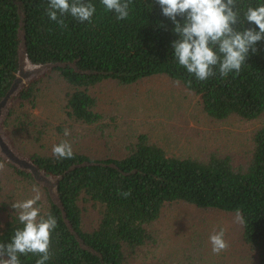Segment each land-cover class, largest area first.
I'll use <instances>...</instances> for the list:
<instances>
[{
	"label": "trees",
	"instance_id": "1",
	"mask_svg": "<svg viewBox=\"0 0 264 264\" xmlns=\"http://www.w3.org/2000/svg\"><path fill=\"white\" fill-rule=\"evenodd\" d=\"M86 2L97 8L92 22L80 23L66 15L61 27L46 15L48 0H0V99L19 68L21 10L27 60L33 65H72L53 68L51 73L70 89L64 110L75 124L101 128L103 116L96 111V100L89 92L99 83L112 80L132 85L152 76L179 81L198 97L202 112L214 120L235 116L252 121L264 115V41L255 45V54L249 51L238 75L233 72L222 78L217 70L215 76L198 81L174 58V26L162 15L156 0H131L129 17L122 21L106 11L100 0ZM261 4L264 0H236L241 19L248 7ZM43 77L27 83L13 100L20 107L33 106ZM16 120L12 107L3 123L9 136L23 128L22 123L15 126ZM252 141L245 167L216 155L206 160L169 156L145 135L129 144L122 158L98 160L76 152L71 159H58L52 153L28 156L45 174L61 176L56 186L60 206L28 173L1 159L0 163L40 188L43 198L37 207L41 214L50 213L57 220L47 264H125L124 250H134L149 240L147 227L167 203L234 214L240 209L245 221L242 241L256 253L258 264H264V127L255 132ZM129 190L127 198L118 195ZM89 205L99 220L94 230L85 231L82 206ZM5 207L0 205V243L7 244L23 226L17 213ZM3 211L8 214L1 221ZM36 259L33 254L20 256L21 264H35Z\"/></svg>",
	"mask_w": 264,
	"mask_h": 264
},
{
	"label": "rangeland",
	"instance_id": "2",
	"mask_svg": "<svg viewBox=\"0 0 264 264\" xmlns=\"http://www.w3.org/2000/svg\"><path fill=\"white\" fill-rule=\"evenodd\" d=\"M52 69L29 81L44 76L33 106L20 107L12 99L8 108V112L12 107L16 112L15 126L22 123L23 128H16L19 131L13 136H9L4 125L1 130L6 143L20 157L48 156L53 145L66 140L73 152L91 159L122 158L126 147L135 143L139 135H145L169 156L206 160L216 155L228 157L236 167H245L252 153V138L264 127V115L252 121L235 116L221 121L209 118L202 112L196 95L166 76L144 78L132 85L106 80L91 88L89 92L96 100V111L103 116V124L101 128L85 127L65 115L70 89L51 73ZM65 129L70 132L67 137ZM0 159L6 162L1 156ZM33 187L36 186L4 166L0 170V205L15 212L11 205L31 198ZM82 208L83 230L92 231L99 216L90 205ZM7 211H3L1 221ZM234 215L167 203L159 218L147 227L149 240L134 250H124L125 264H258L256 253L242 241V225L234 222ZM220 229L224 230L229 247L214 254L209 236Z\"/></svg>",
	"mask_w": 264,
	"mask_h": 264
},
{
	"label": "clouds",
	"instance_id": "3",
	"mask_svg": "<svg viewBox=\"0 0 264 264\" xmlns=\"http://www.w3.org/2000/svg\"><path fill=\"white\" fill-rule=\"evenodd\" d=\"M130 3L131 0H100L103 8L120 21L129 17ZM156 3L174 26L177 37L172 44L174 58L198 81L215 76L217 70L222 78L233 72L238 75L249 51L255 54V45L264 41V4L248 7L241 19L236 0H156ZM45 11L51 21L63 27L66 15L80 23H91L97 8L86 0H48ZM246 24L255 28L245 27ZM175 83L178 85L179 81ZM68 135L70 132L65 129L64 136ZM52 154L58 159H71L72 146L66 140L61 141L53 145ZM3 167L0 164V170ZM32 192L31 198L11 205L23 227L15 230L7 244L0 243V264H21L20 256L28 254L38 256L35 264H47L51 258L52 233L57 220L50 213L41 214V208L37 207L40 190L33 187ZM118 195L127 198L131 191ZM234 222L245 223L240 209L235 211ZM209 243L214 254L229 247L223 229L214 230Z\"/></svg>",
	"mask_w": 264,
	"mask_h": 264
},
{
	"label": "water",
	"instance_id": "4",
	"mask_svg": "<svg viewBox=\"0 0 264 264\" xmlns=\"http://www.w3.org/2000/svg\"><path fill=\"white\" fill-rule=\"evenodd\" d=\"M20 14V29L18 31V63L19 68L16 73L15 79L10 86L6 94L0 99V156L1 158L10 163L12 166L20 171L28 173L38 184L46 188L52 202L58 206V198L56 194V186L60 177H52L45 174L43 171L38 169L30 160L23 158L14 153L11 146L8 145L4 139L1 128L3 127V122L8 115V108L12 99L19 94L22 88L33 78L38 75H42L47 69L51 68H64L67 66H72L68 64H49V65H33L26 58L25 42H24V32L22 27V12Z\"/></svg>",
	"mask_w": 264,
	"mask_h": 264
}]
</instances>
